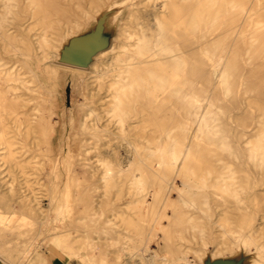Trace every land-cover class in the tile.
<instances>
[{
  "label": "bare ground",
  "instance_id": "1",
  "mask_svg": "<svg viewBox=\"0 0 264 264\" xmlns=\"http://www.w3.org/2000/svg\"><path fill=\"white\" fill-rule=\"evenodd\" d=\"M107 1L0 0V241L37 224L79 264L261 250L264 0H126L88 66L56 61L60 38ZM65 68L83 91L59 127ZM14 250L0 253L46 262Z\"/></svg>",
  "mask_w": 264,
  "mask_h": 264
},
{
  "label": "rangeland",
  "instance_id": "2",
  "mask_svg": "<svg viewBox=\"0 0 264 264\" xmlns=\"http://www.w3.org/2000/svg\"><path fill=\"white\" fill-rule=\"evenodd\" d=\"M117 5L118 8L117 7L114 8L116 11L111 14V16L108 18L106 23L107 29L112 33V37L110 41L111 43L114 40L115 34L117 33L119 27L122 25L126 15L130 10L129 9L130 6L126 3V0H109L105 2V4L101 7L98 14L93 15L90 19L85 20L83 25L79 29H75L70 34L62 36L58 44V50L55 52L56 56L54 59L58 61L60 49L62 48L63 45L67 44L70 38L80 34H84L89 30H91L95 24L96 18L100 14L106 12L111 7ZM83 75L84 74L82 72L74 71L71 69L65 68L60 70V75H59L60 96L58 98V105L59 108L63 110L65 114L59 120L60 122L59 127L62 125V123H64L67 120L66 114L70 113V111H75L78 107L77 99H79L83 91ZM42 202L43 204H45V200ZM11 209L9 210V212L15 211L16 214L10 216L8 213L7 216H10V218H8L7 220L8 222H10V224L13 225L18 222L17 213H22L24 211L22 208L19 207H13ZM1 210L6 211V209L3 208H1ZM31 226H33L34 230L37 231V233L32 234L30 236H26V238L19 240L16 237L5 238L4 240L0 241V248L6 245V243L10 244V248L12 249L15 248L11 256L13 258L21 260L22 259L21 253L23 249L27 245L31 244L33 245V247L36 246L38 248L39 253H42V255H44L46 260L45 264H47V257L54 259L56 261L64 262L65 264H79L76 260L70 259L57 245L48 242V240L44 238L43 234H39L38 231H41L40 226H38L37 224ZM243 255H245L246 264H264V247L261 248V250H259L256 246L250 245V243L247 244L238 243L232 249L226 250L222 254L214 257H212L209 253L204 254L199 264H203V262L206 259H211V258L217 259L221 257L226 258L227 256H228L227 258L235 259ZM36 258H37V252L32 253L29 256L28 260L26 261L27 264H39V261H37ZM0 264H12L7 254L0 253ZM16 264H24V262L23 261L17 262Z\"/></svg>",
  "mask_w": 264,
  "mask_h": 264
},
{
  "label": "water",
  "instance_id": "3",
  "mask_svg": "<svg viewBox=\"0 0 264 264\" xmlns=\"http://www.w3.org/2000/svg\"><path fill=\"white\" fill-rule=\"evenodd\" d=\"M116 10L100 14L91 30L70 38L59 51V62L77 67L88 66L94 56L110 44L112 33L107 29V20ZM203 264H245V257L206 259Z\"/></svg>",
  "mask_w": 264,
  "mask_h": 264
},
{
  "label": "crops",
  "instance_id": "4",
  "mask_svg": "<svg viewBox=\"0 0 264 264\" xmlns=\"http://www.w3.org/2000/svg\"><path fill=\"white\" fill-rule=\"evenodd\" d=\"M47 264H65L64 262L56 261L54 259H51L47 257Z\"/></svg>",
  "mask_w": 264,
  "mask_h": 264
}]
</instances>
